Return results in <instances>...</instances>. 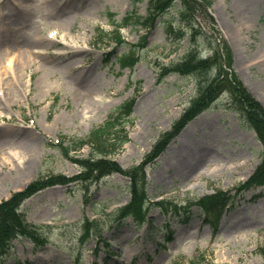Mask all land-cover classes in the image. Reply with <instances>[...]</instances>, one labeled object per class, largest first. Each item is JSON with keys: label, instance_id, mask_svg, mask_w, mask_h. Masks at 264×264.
Listing matches in <instances>:
<instances>
[{"label": "rangeland", "instance_id": "obj_1", "mask_svg": "<svg viewBox=\"0 0 264 264\" xmlns=\"http://www.w3.org/2000/svg\"><path fill=\"white\" fill-rule=\"evenodd\" d=\"M58 2V10L52 9L51 0H5L0 4V42L7 39L0 45V201L40 176L80 172L78 165L49 142L86 137L109 111L133 96L135 122L127 127L131 140L115 157L126 168L138 164L197 94L191 78L169 74L159 79L162 64L184 56L190 46L188 38L170 54L175 45L158 23L143 40V30L123 29L119 34L123 42L116 43L111 14L117 22L134 8L145 15L146 0L135 5L132 0ZM210 12L232 48L233 68L254 95L264 100V0H214ZM170 14L174 16V10ZM57 30V44L46 46L51 54L68 50L60 41L74 44L80 51L62 54L53 65L43 59L41 69L26 70L21 83L24 89L19 90L11 71L3 72L6 60L19 54L12 46L33 38L42 40ZM139 41L145 43L143 48L133 49L139 61L131 69L120 68L119 57ZM207 45L202 39L203 51ZM30 74L31 91L26 87ZM89 86L95 87L92 94H79ZM229 101L228 94L219 98L147 167L149 201L142 224L136 225L131 217L119 220V207L131 197L130 181L122 175L92 183L88 191L79 185L48 188L22 205L43 242L34 244L24 237L13 240L6 262L262 264L264 187L236 194L260 161L262 146ZM88 152L84 147L73 153L84 157ZM217 190L236 196L215 226L205 221L196 201ZM157 200L161 204H155ZM87 219L95 223L93 238L82 241ZM96 235L103 241L97 243ZM96 245L97 255L93 252Z\"/></svg>", "mask_w": 264, "mask_h": 264}, {"label": "trees", "instance_id": "obj_2", "mask_svg": "<svg viewBox=\"0 0 264 264\" xmlns=\"http://www.w3.org/2000/svg\"><path fill=\"white\" fill-rule=\"evenodd\" d=\"M176 3H180L177 13L179 21H187V26H175L176 19H164V16L175 8ZM212 4L211 0H148V15L142 17L131 13L124 20V24L135 23L143 27H153L157 18H161L164 30L169 39L180 43L184 37L190 33L193 43V49L186 55L183 61L172 63L163 67V73H177L182 76H192L197 82L198 95L195 97L183 113L181 118L175 122L172 129L165 132L158 142L154 145L150 153L145 157L142 166L132 170H124L115 160L111 158L112 154L120 151L123 145L129 140L125 125L131 122L133 101L125 102L119 108L112 111L103 124L93 128L87 140L79 139L75 145L60 147L65 156L76 163L81 164L83 172L73 178L65 176H53L46 180H39L32 183L23 192L15 194L9 201L0 204V258L5 255L8 240L16 235H28L29 226L25 223L24 215L18 212V208L23 199L31 196L35 192L56 184H67L71 182L90 183L100 180L112 173H122L132 175L138 170L143 171L144 165L154 160L167 147L168 143L181 131V129L197 115L207 110L224 92H229L233 100L234 109L242 115L257 136L264 147V108L254 98L241 82L237 74L231 69L232 56L226 41L220 37V33L214 25L212 16L208 13V7ZM200 14L205 17L211 25L213 33L208 35L197 22L196 18ZM206 37L209 40V48L213 55L207 58H200L199 38ZM225 56L224 67L223 61ZM84 144L91 146V153L87 158L78 159L70 155L71 149L81 148ZM134 184L133 202L124 210L123 215H132L136 219H141L142 204L144 201L143 185L145 175ZM142 183V187L138 184ZM264 185V152L263 158L255 172L243 185L244 187H253ZM227 199L225 193H219L202 200L203 206L208 211L217 210L224 200ZM0 264H2L0 262Z\"/></svg>", "mask_w": 264, "mask_h": 264}, {"label": "bare ground", "instance_id": "obj_3", "mask_svg": "<svg viewBox=\"0 0 264 264\" xmlns=\"http://www.w3.org/2000/svg\"><path fill=\"white\" fill-rule=\"evenodd\" d=\"M5 0H0V4L2 2H4ZM52 4V9L53 10H58L60 9V4L58 2V0H51ZM84 2V1H82ZM78 8L80 7V5L77 6ZM62 29V28H60ZM62 30H65V28H63ZM56 34H50L48 37L42 39V40H38L36 38H33L31 41L29 40H25L23 42H21L20 44L18 43H14V45L12 47L15 46V50H18L19 54L18 56L13 60V63L10 64V67H4V73L7 74L11 71V75H12V81L13 84L19 89L23 91V87L21 85V83L23 82V78L24 75L26 73V70H28L31 67L36 66L38 69H41L44 66V63H40L43 59L46 60L47 63H49L50 65L55 64L60 57H62V54H66V53H71V54H75L77 52L80 51L79 47H76V45L74 44H68L65 43L64 41H60V44H62V47L65 46L68 50L64 51L63 53H54L51 54V52L48 51V48L46 46H50L52 44L56 45V38H55ZM62 37V35H61ZM66 38V35L63 36L62 40H64ZM7 39H3L2 42H0V45H4L6 43ZM32 45H37V46H41L42 48H39L38 50L35 49L34 47H31ZM47 57V58H46ZM77 68H82V65H79ZM77 70V69H76ZM30 79L27 81V88L28 90H32V82H31V77L32 75L30 74ZM42 79V78H41ZM0 81H2V79H0ZM24 83V82H23ZM43 83H40V88L43 87ZM9 88V87H8ZM7 88V89H8ZM95 91V87L92 88L91 86L87 87V89L85 90V92L83 93V90L79 91V94L81 95H85L87 94H92V92ZM262 103L264 104V100L262 98H259ZM14 156H16V158L18 159L19 163H24V161L22 160V157L20 155H16L14 154Z\"/></svg>", "mask_w": 264, "mask_h": 264}]
</instances>
